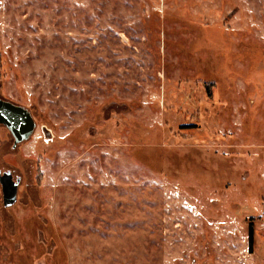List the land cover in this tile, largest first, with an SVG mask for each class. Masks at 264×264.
Returning a JSON list of instances; mask_svg holds the SVG:
<instances>
[{
  "label": "rangeland",
  "instance_id": "obj_1",
  "mask_svg": "<svg viewBox=\"0 0 264 264\" xmlns=\"http://www.w3.org/2000/svg\"><path fill=\"white\" fill-rule=\"evenodd\" d=\"M0 264H264V0H0Z\"/></svg>",
  "mask_w": 264,
  "mask_h": 264
},
{
  "label": "water",
  "instance_id": "obj_2",
  "mask_svg": "<svg viewBox=\"0 0 264 264\" xmlns=\"http://www.w3.org/2000/svg\"><path fill=\"white\" fill-rule=\"evenodd\" d=\"M0 126H4L15 140L14 148L28 141L36 130V122L31 112L11 102L0 100ZM20 180L13 181L11 172L0 173L3 202L6 208L17 203Z\"/></svg>",
  "mask_w": 264,
  "mask_h": 264
},
{
  "label": "flooded vegetation",
  "instance_id": "obj_3",
  "mask_svg": "<svg viewBox=\"0 0 264 264\" xmlns=\"http://www.w3.org/2000/svg\"><path fill=\"white\" fill-rule=\"evenodd\" d=\"M0 100H4V99H2V98H0ZM5 101V100H4ZM14 144H15V140H14ZM14 147V146H13ZM7 172H11V171H7ZM2 175L4 174V173H6V172H4V173H2V172H0ZM12 173V172H11ZM12 176H13V181H15V182H17L18 180H20V184H21V182H22V179L20 178V177H15L14 175H13V173H12ZM20 184H19V186H20ZM3 205H4V202H3ZM5 207V206H4ZM13 207V206H12ZM6 208V207H5ZM11 208V207H10Z\"/></svg>",
  "mask_w": 264,
  "mask_h": 264
}]
</instances>
